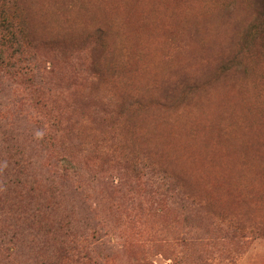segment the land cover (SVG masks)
Listing matches in <instances>:
<instances>
[{"label":"rangeland","instance_id":"374dc122","mask_svg":"<svg viewBox=\"0 0 264 264\" xmlns=\"http://www.w3.org/2000/svg\"><path fill=\"white\" fill-rule=\"evenodd\" d=\"M139 1L10 0L37 61L0 70V264H40L61 225L106 234L99 264H264V0ZM227 135L217 201L170 142ZM152 168L194 204L158 202Z\"/></svg>","mask_w":264,"mask_h":264},{"label":"trees","instance_id":"16d2710c","mask_svg":"<svg viewBox=\"0 0 264 264\" xmlns=\"http://www.w3.org/2000/svg\"><path fill=\"white\" fill-rule=\"evenodd\" d=\"M173 1L178 2V0ZM136 3L139 6L141 5L139 0H126L121 12L131 15L134 20L139 13L136 10ZM9 12L10 0H0V70L8 77H17L34 72L36 67L33 65L37 61V57L25 34L24 26L16 24ZM135 23L139 25L141 30L142 28L145 29V24L139 21ZM233 135L239 137V133ZM203 136L205 134L201 135V137ZM170 137L173 136H167V138ZM228 137V135L219 137L217 144L213 143L214 141L211 142L210 138L198 142H196V139L185 141L178 139L179 141L173 140L170 142L174 145L171 151L183 160L188 175L191 176L194 182L197 181L202 188H206L205 184L209 182L213 189L212 194L217 201H219L217 196H230L231 190L236 184L232 179L237 176L240 177L233 167L235 160L231 158L232 152L229 151L237 145L231 144L228 139L221 140ZM238 161H241V159L238 158ZM61 162L62 173L66 175V171L70 170L71 164L65 158H61ZM151 172L152 175L150 176L154 181L150 187L158 202H162L165 197H168L173 203L181 206L194 204L183 192V187L178 180L167 175L159 168L158 170L152 168ZM58 231L60 235L53 242L51 256L43 259L40 264H90V262L91 264H99L96 257L98 258L101 253L96 250L95 246L99 245L103 248L105 243L103 237H107L106 234L100 238H89L90 249H88L82 246L79 240H76V237H71V228L64 230L61 225Z\"/></svg>","mask_w":264,"mask_h":264}]
</instances>
